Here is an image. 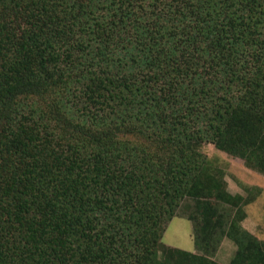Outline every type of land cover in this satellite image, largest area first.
Masks as SVG:
<instances>
[{"label": "trees", "instance_id": "16d2710c", "mask_svg": "<svg viewBox=\"0 0 264 264\" xmlns=\"http://www.w3.org/2000/svg\"><path fill=\"white\" fill-rule=\"evenodd\" d=\"M205 144L264 174V0H0V264H264Z\"/></svg>", "mask_w": 264, "mask_h": 264}, {"label": "rangeland", "instance_id": "374dc122", "mask_svg": "<svg viewBox=\"0 0 264 264\" xmlns=\"http://www.w3.org/2000/svg\"><path fill=\"white\" fill-rule=\"evenodd\" d=\"M203 152L225 173L228 190L233 195H241L251 202L243 206L242 226L259 240L264 241V174L249 168L245 162L218 150L213 144H205ZM177 216L165 228L162 243L193 253H201L195 246L193 224L188 220V210L184 206L177 209ZM237 245L225 237L213 255L219 264H231Z\"/></svg>", "mask_w": 264, "mask_h": 264}]
</instances>
